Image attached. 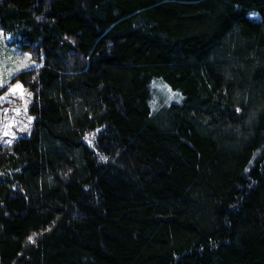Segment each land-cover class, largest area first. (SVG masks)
<instances>
[{"label": "trees", "instance_id": "obj_1", "mask_svg": "<svg viewBox=\"0 0 264 264\" xmlns=\"http://www.w3.org/2000/svg\"><path fill=\"white\" fill-rule=\"evenodd\" d=\"M0 28L41 59L0 264H264V0H0Z\"/></svg>", "mask_w": 264, "mask_h": 264}, {"label": "rangeland", "instance_id": "obj_2", "mask_svg": "<svg viewBox=\"0 0 264 264\" xmlns=\"http://www.w3.org/2000/svg\"><path fill=\"white\" fill-rule=\"evenodd\" d=\"M26 56L30 59H25ZM40 64L41 59L39 61L34 59L30 51L12 44L10 34L0 28V79L3 80L0 86V97H6L0 99V141L3 144H10L19 134L25 133L33 121V116L27 109L31 100V92L19 80H13L14 76L21 70L35 68ZM17 83L23 86V97L19 91L16 94L9 93V89ZM156 86L159 92L166 97L169 96L170 89L162 84ZM155 95L158 96V93ZM14 109H20V111H13Z\"/></svg>", "mask_w": 264, "mask_h": 264}, {"label": "snow or ice", "instance_id": "obj_3", "mask_svg": "<svg viewBox=\"0 0 264 264\" xmlns=\"http://www.w3.org/2000/svg\"><path fill=\"white\" fill-rule=\"evenodd\" d=\"M25 59H30V57L26 56ZM2 84H3V80L0 79V86H2ZM22 87H23V86H22L21 84L17 83V84L14 85L11 89H9V93H11V94H16V92L19 91L21 97H23V90H22ZM5 98H6V97H0V99H5ZM13 111L19 112L20 109H14ZM237 111H239V109H237ZM29 119H31V118H29Z\"/></svg>", "mask_w": 264, "mask_h": 264}]
</instances>
